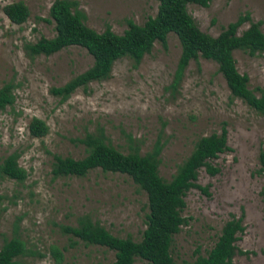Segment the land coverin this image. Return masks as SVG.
<instances>
[{"label":"rangeland","instance_id":"374dc122","mask_svg":"<svg viewBox=\"0 0 264 264\" xmlns=\"http://www.w3.org/2000/svg\"><path fill=\"white\" fill-rule=\"evenodd\" d=\"M22 1L29 15L21 24L11 23L2 7ZM53 0H0V86L11 82L13 101L0 109V158L18 154L22 181L0 178V246L13 236L26 253L15 264H109L113 252L61 231L87 215L111 234L139 240L145 227V195L124 174L93 169L82 177L50 174L52 154L74 159L84 155L77 139L102 132L105 141L126 153L136 146L148 151L156 139L162 143L158 174L168 180L200 136L218 133L223 124L229 150L210 160L219 171L209 175L198 169L196 187L183 197L181 216L186 223L173 235L170 252L178 264L191 261L199 247L205 255L229 215L241 216L242 233L234 242L230 264H264V176L258 173L257 153L264 146V115L230 95L216 64L199 57L190 61L175 88L170 87L180 47L175 34L165 44L154 42L133 66L130 59L112 63L109 75L76 88L61 100L49 88L65 83L92 62L84 48L68 46L51 55L28 57L24 42L54 34L48 19ZM84 23L101 32L106 26L120 34L126 20L141 24L153 16L157 0H75ZM186 10L198 28L215 36L239 14L263 21L264 0H209L206 6L189 3ZM246 27V23L239 30ZM239 73L248 87H264V51L248 55L234 50ZM32 117L47 126L41 137L28 131ZM132 264H148L136 258Z\"/></svg>","mask_w":264,"mask_h":264},{"label":"trees","instance_id":"16d2710c","mask_svg":"<svg viewBox=\"0 0 264 264\" xmlns=\"http://www.w3.org/2000/svg\"><path fill=\"white\" fill-rule=\"evenodd\" d=\"M209 0H157L153 16L141 24L126 20V28L114 33L106 26L96 32L84 23V14L77 8L75 0H53L48 7V19L53 23L51 37H39L34 42H24L22 49L28 57L48 56L68 46L84 48L91 56V64L82 72L72 76L49 92L66 99L76 88L87 83L108 77L112 63L122 57L130 59L136 66L142 56L148 53L154 42L165 44L166 35L175 34L179 42V55L175 64L171 88H175L190 61L199 57L216 64L217 72L234 98L240 99L256 113L264 115V87H248L246 74L239 73L232 56L234 50L248 55L264 51V34L260 29L263 21L251 20L249 13L239 14L233 21L221 27L217 35L202 32L186 10L189 3L206 6ZM5 17L13 24L23 23L29 11L22 1H14L2 7ZM246 23V27H239ZM14 85L7 81L0 86V109L13 101ZM29 134L41 137L46 134L47 126L39 118L32 117L28 122ZM77 141L84 146V155L74 159L52 154L50 174L55 177H82L93 169L101 172L124 174L143 191L145 195V227L140 239L135 241L129 236L118 237L108 232L97 221L87 215L79 216L74 226H61L63 233L82 241L85 245H97L113 252L109 264H132L136 258L148 264H178L170 252L172 237L180 226L186 223L181 216L186 192L196 187L208 195L206 187L194 183L197 171L203 168L209 175L219 169L210 164L218 154L229 150L226 145V129L222 124L218 133L198 137L188 155L176 166L168 180L158 174L159 153L162 143L156 139L151 148L143 154L134 146L123 153L105 141L101 131L85 133ZM18 154L11 152L0 158V178L6 177L22 181L25 170L17 164ZM258 173L264 176V146L257 153ZM241 216L229 215L222 224L213 245L205 255L199 254V247L192 250L194 258L183 264H230L236 253L234 242L242 233ZM26 253L23 242L16 236L4 241L0 246V264H15L14 258Z\"/></svg>","mask_w":264,"mask_h":264}]
</instances>
